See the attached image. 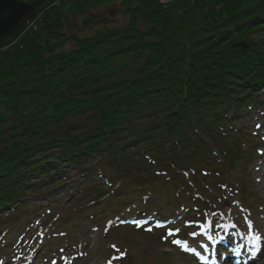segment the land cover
<instances>
[{
  "label": "trees",
  "instance_id": "trees-1",
  "mask_svg": "<svg viewBox=\"0 0 264 264\" xmlns=\"http://www.w3.org/2000/svg\"><path fill=\"white\" fill-rule=\"evenodd\" d=\"M104 4L128 21L70 31L72 16L88 25ZM259 92L264 0H44L0 44V213L22 214L28 194L73 166L74 188L92 193L97 166L119 184V166L139 165L155 183L142 197L193 195L203 171L238 169L245 135L232 127Z\"/></svg>",
  "mask_w": 264,
  "mask_h": 264
},
{
  "label": "rangeland",
  "instance_id": "rangeland-1",
  "mask_svg": "<svg viewBox=\"0 0 264 264\" xmlns=\"http://www.w3.org/2000/svg\"><path fill=\"white\" fill-rule=\"evenodd\" d=\"M86 15L99 17L84 25L74 15L70 31L84 37L128 21L117 5ZM234 130L245 135L238 169L214 166L196 198L166 185L159 186L161 201L142 197L151 181L139 165L119 166V184L108 168L97 166L100 186L92 193L89 185L74 188L80 172L69 168V178L28 194L22 214L17 216V205L12 215V207L0 213V264H264L263 92L235 120ZM101 191L109 194L102 198ZM194 247L207 252L206 262Z\"/></svg>",
  "mask_w": 264,
  "mask_h": 264
},
{
  "label": "water",
  "instance_id": "water-1",
  "mask_svg": "<svg viewBox=\"0 0 264 264\" xmlns=\"http://www.w3.org/2000/svg\"><path fill=\"white\" fill-rule=\"evenodd\" d=\"M44 0H0V44L36 16ZM242 48L246 44L238 43Z\"/></svg>",
  "mask_w": 264,
  "mask_h": 264
},
{
  "label": "snow or ice",
  "instance_id": "snow-or-ice-1",
  "mask_svg": "<svg viewBox=\"0 0 264 264\" xmlns=\"http://www.w3.org/2000/svg\"><path fill=\"white\" fill-rule=\"evenodd\" d=\"M257 239H259V237H257ZM176 243H179L178 241Z\"/></svg>",
  "mask_w": 264,
  "mask_h": 264
},
{
  "label": "bare ground",
  "instance_id": "bare-ground-1",
  "mask_svg": "<svg viewBox=\"0 0 264 264\" xmlns=\"http://www.w3.org/2000/svg\"><path fill=\"white\" fill-rule=\"evenodd\" d=\"M235 250H236V248H235Z\"/></svg>",
  "mask_w": 264,
  "mask_h": 264
}]
</instances>
